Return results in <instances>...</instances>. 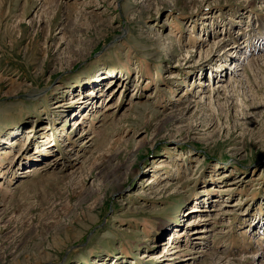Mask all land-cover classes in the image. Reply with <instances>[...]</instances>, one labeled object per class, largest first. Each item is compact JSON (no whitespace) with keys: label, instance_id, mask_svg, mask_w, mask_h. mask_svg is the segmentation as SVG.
Returning a JSON list of instances; mask_svg holds the SVG:
<instances>
[{"label":"rangeland","instance_id":"374dc122","mask_svg":"<svg viewBox=\"0 0 264 264\" xmlns=\"http://www.w3.org/2000/svg\"><path fill=\"white\" fill-rule=\"evenodd\" d=\"M215 256L264 264V0H0V264Z\"/></svg>","mask_w":264,"mask_h":264},{"label":"bare ground","instance_id":"6f19581e","mask_svg":"<svg viewBox=\"0 0 264 264\" xmlns=\"http://www.w3.org/2000/svg\"><path fill=\"white\" fill-rule=\"evenodd\" d=\"M158 44V46H162V47H164L165 45H163L162 43H161V41L159 40V43H157ZM168 46V45H167ZM234 48H239V45H237V46H233L231 49H234ZM180 115V114H179ZM212 260H214L217 264H221V263H227V261L223 258V256H218V257H213L212 258ZM226 261V262H225ZM253 261H255V260H253Z\"/></svg>","mask_w":264,"mask_h":264}]
</instances>
